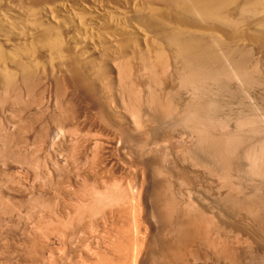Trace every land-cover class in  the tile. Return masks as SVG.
I'll return each mask as SVG.
<instances>
[{
  "label": "bare ground",
  "instance_id": "1",
  "mask_svg": "<svg viewBox=\"0 0 264 264\" xmlns=\"http://www.w3.org/2000/svg\"><path fill=\"white\" fill-rule=\"evenodd\" d=\"M255 51L262 53V55H260V53L255 54ZM263 53H264V0H0V101L2 103L3 102L7 103L9 100L12 99V101H13V99H14V101H17L19 103V105L21 104V107H23V108L26 106L29 107L32 103H34V104L39 103L38 100H41L42 97L45 98L44 97L45 92L46 93L49 92V94L52 92V93H54L53 99H55L56 102H53V100H51V101H52V103L57 104L60 109L56 105V111H57V108L59 110L58 113L52 114V116L54 115L53 118H51L52 116H48V117H50V119H53V121L55 123H57V125H60V123H61V125H60L61 127H58L56 125L58 127V128H56V126H54L58 133H60L58 130H60V128H63L62 124H63V126L65 124L69 125L68 121L65 123L66 120H70V122L71 123L73 122L75 125L81 119H82L81 120L82 122H85L87 120V119L84 120L85 118H87L86 115H89V114H87V110L91 111L90 110V108H91V109H93V111L95 110L94 114H96V112L98 113L97 115H99V117H100L99 124L102 123L104 125H109L111 130H114L115 128L117 130H119L120 133L115 129L117 134L121 136L120 139L118 137L113 136L115 138H118V140H116V144L118 142H120L122 139V141H124L123 145H124V143H127V144H125V146L131 145V147H130L131 149H132V146H134L136 148V150H140L142 152H143L144 148L145 149L147 148L146 146H148L149 142H151L153 140V142H151V143H154V141L156 140V137H159V138L161 137V136H158L159 134L160 135L162 134V136H163L164 135L163 133L167 132L165 130L163 132V129L166 128L165 127L166 123L170 122L168 124V126L170 127L171 126L170 124H173L174 122L178 123V126L179 125L182 126V124H181V122H182L183 125L186 126V128H184L182 126V128L185 129L184 133H186L187 128L190 129V130L188 129V131H190V134L187 131L189 135H185L186 137L189 136L190 139L187 137V141L183 143V146L179 145L180 149L182 147L181 152L178 151L179 148L174 149L177 147V145L173 146L171 140H169L170 142L168 140H166V142H164V139H161L163 137L160 138L161 141L163 140L162 141L163 142L162 148L169 147L168 143H170L171 146L174 147V148L172 147V149H174L175 151L177 150L179 153H182V154H180L181 156H179L180 159H176V160L173 159V161L170 158L168 159L169 154L171 152H168L166 149H164V153H162L163 152V149H162V151H161L162 157L159 156L160 153H158L159 155L155 154V152H153V150H156L155 148H158V147L161 148V146L157 142V141H159V138L154 143V145H156V146H157L156 143H158V147H156V146L154 147V145L152 144L154 149L152 147V149H153V150L151 149L152 151L149 150L150 152L148 154H147V151H146V153L143 152V154L148 156V155H150V153H154L153 155H156L155 159L158 160V157H157V155H158L159 157L162 158V159L161 158H159V159H161L160 161L163 163H161L160 161L158 162L157 160L155 161V159H145L146 156L143 159L140 157L139 158L137 157L138 159L136 158L134 161V159L129 157L131 155L127 156V152H125L126 160L132 159L131 161H133V163L134 162L138 163V165L137 164L135 165V163H134L135 168L137 166L140 167V169H138V170H140V172L139 171L137 172V170L133 166H131L134 168L133 171L136 170L135 175L139 174V175H137L138 177H136L134 175H129V176H132V177H130V179H132L133 176L135 177V181H133L134 178L132 179V181L129 179L130 182L136 183V185L134 184V186L132 187V190H134V193H132L133 191L131 190V187L126 188L127 183H128V185L130 183V182H128L129 181L128 179H127L128 181H126V185L122 184V182L121 183L118 182V183H120L119 184L120 186L119 185L117 186L118 183L116 181H114V182L111 181L114 183L113 185H115V182H116L117 188H116V186H115V188L113 187L114 192H113V188H109L108 185H110V184L112 185V183L108 180L109 182L107 181L104 184L105 186L106 185L108 186V188L106 187V190H105L103 185H102L103 187H101V188H99V187L96 188V190L100 189L98 192H96V190L93 189V191L96 192V195L95 194L91 195L92 200L89 199V197H90L89 194H91V192H93V191L90 192V190H92V189L89 188V190H88L85 187L89 192V194L87 195V191H85L86 189L83 190V186L86 183L82 186L80 197H84V194H86L88 201H89V204L88 203L85 204V202H87V201H85V202H83V205L85 204L84 206L86 207L87 205L90 206V203H91V206H92L91 201H93V202L96 201L95 203L96 204L98 203V205H99L98 206L99 208H97L95 203H93V206H92L93 208H91V206H90L92 211H95L97 208L94 216H93L94 212H91L90 208L87 207L90 211L87 212L86 215H88L89 213L90 214L92 213V215H91L92 218L93 217L97 218V216L100 215V218H104V221L107 220V218L109 221L111 219L113 220V221L111 220V222H112V224H110L111 226L109 225L110 230L107 229V232L109 233L110 239H107L109 241L106 240L104 242V243L107 242L105 244V246L107 244H109V245L107 246L106 249L103 248V246H101V245L100 246L102 248H100V249H98V247H96V246H95L96 248L92 247V248H94L92 250H96V249H98V250H96L92 253L93 255L94 254L96 255V258H95L96 260L94 259L95 260L94 261L91 259L92 260V263L90 260L91 264H264V194H263L264 192H262L263 195H259V196L257 195L256 197L251 196V195L250 196L248 195V197H247V192H245L246 196L243 197L241 195L242 196L241 197L239 194H242L243 192L241 193V191L239 189L242 188L241 187L242 185L238 188V186H237L238 184H237L236 185L237 187H234L233 193L228 194L227 195L228 197L225 196V199H227V201H225V202L227 204L226 206H227L228 210L223 211L224 209L222 208L223 207L222 203H224V202L222 200H221L222 202L219 201V198L221 197V195L219 196V193H218V191H219L218 188H220L219 179L223 178L224 171H227L228 175L230 173L232 175V173H234V172H235L234 174H236V170L239 169V166L237 164V158H239V155L241 153L238 154L239 151L236 153L237 150L235 151L234 148L238 147V144H237V143H239L238 141L242 142V140H245V139H242V140L234 139V140H237V143H234V142H232V141H234L232 139L235 138V136H232L233 138L228 137L227 139L224 136H221L219 133H217V129L219 127V122L214 118V116L215 117L217 116V115H215L216 110L222 109L221 107L223 105H225L222 102H220L219 99H218L219 101L218 100H216L217 102L215 101V99L219 98L218 96H220L218 94L215 95L216 92H219V94H220L221 93L220 91L222 90V92H223V90H224V93L227 92L228 95L232 94L230 91L231 89L228 90L229 86L227 85L228 87H225L226 82L229 81L228 78L231 77L230 75H233L234 78L236 77L235 79H237V77L241 78L242 82H244V83L246 82L247 84L246 83L245 84L248 85L249 88H250V86H255V85L261 83L262 80H263L262 82H264V76H263L264 74H262V69H264V68H262V66L259 65L260 62H261V64H264V62L262 63V61H259L260 59L259 60L256 59L258 57V55L260 56L258 58H261V56L263 57ZM255 55H257V57H255ZM263 59H261V60H263ZM228 75H229V77H226L228 80L226 82L222 81V80H224V76H228ZM241 79H239L240 81L239 80L238 81L241 82ZM228 83H230V82H228ZM245 84H243V85H245ZM262 84L263 83H261V85ZM259 85L257 86V88L259 87ZM211 87H212L211 93H213V91H216L215 93L212 94L213 98L210 95L211 93H209V94L207 93V92L211 91V90H208ZM262 87H263V85H262ZM180 88L191 90L192 93L195 95V97L190 98V100L187 101L185 104H181L180 101L178 100L179 99L178 98V95H179L178 92H179ZM214 88H215V90H213ZM225 88L228 91H230V93ZM252 89H253V87H252ZM252 89H250V90H252ZM52 93L50 95H52ZM209 95L211 98L209 97ZM214 97H215V99H214ZM220 97L224 99V96L223 97L220 96ZM49 98H51V97H49ZM219 102L221 104H223L221 107H218ZM12 103H11V106H13ZM18 103H16V104H18ZM34 106H36V105H34ZM47 106H45V109ZM28 107H26V108H28ZM24 109H22V110L24 111ZM211 109H214V113H210ZM48 110L50 111V109H48ZM17 112L21 113L22 111L19 110ZM52 113H53V111H52ZM85 113H86V115H85ZM46 114H47V112H46ZM212 114H214V115H212ZM50 115H51V113H50ZM210 115H212V117ZM13 116L14 115H12L11 117H13ZM96 117H98V116H96ZM29 119H30L29 117L26 120L23 118V121L24 120L25 121H24V124L21 123L22 128L18 127V128H21V130H19V131H22V133H23V131L30 129L29 127L31 125H33L32 121H29ZM42 119L38 118V120H41L44 123L47 122L48 126H49V122H50L49 120L50 119L49 118H48L49 120L48 119L42 120ZM165 119H168V120L170 119V120H169V122L165 121L166 122L165 123V122H163ZM173 119L175 120L174 122H173ZM12 120H13V118H12ZM35 120H36V118H35ZM92 120H93V118H92ZM17 121H19V120H17ZM88 121H91V119H89ZM54 122H50V123L55 124ZM91 122H93V121H91ZM8 123L11 124L12 122L11 123L8 122ZM176 123H174V124L176 125ZM18 124H20V123H18ZM46 124H44V125H46ZM74 124L73 125L71 124V125L76 128L77 125L75 126ZM175 125H173L174 127H176L175 131L171 130L172 128H174L172 126H171L172 128L170 127L171 131L168 128V131L172 132L171 134L174 133L173 135L170 134L172 136V138L175 135V133H178V132H176L177 126H175ZM43 127L44 126H42V128ZM162 127H164V128H162ZM45 129L46 128L44 127L45 132L43 131L42 132L43 134L41 133L42 134L41 137L43 140L39 139L40 137H38L39 140H42V141H39V142H41L40 144H44L45 142L48 143L46 140H48V139L50 140V137L55 132L54 131L52 134L51 129H49L51 132L48 129H47L48 131H46ZM161 129H162V131H161ZM180 129H178V130L181 131V134H182L183 133L182 129L181 130ZM12 130H13V127H12ZM61 130H63V129H61ZM67 130H69V129H67ZM41 131H42V129H41ZM66 131H65V133L67 134L68 131L67 132ZM84 131H85V129H84ZM160 131L162 133H160ZM57 132H56L57 137H55L56 140L58 139V133ZM79 132H76V134H78ZM170 132H168L167 134H169ZM2 133H4V131ZM7 133H9V131H7ZM11 133H9V135L6 134V136L8 135L7 138L11 137V139H12L13 134L11 135ZM19 133L20 132H18V135H21ZM24 133H26V132H24ZM31 133H32V131H31ZM62 133L63 132H61V134ZM98 133H96V134H98ZM181 134L179 135L180 137L183 135V134L182 135ZM37 135H35V136H37ZM166 135H164V136H166ZM170 135L166 136V139L170 138L169 137ZM16 136L17 135H15L13 137L15 138ZM54 136H55V134H54ZM185 136H182V138H184ZM20 137H22V136H20ZM84 137L85 136H83V138ZM102 137H103V135L101 136V138ZM14 138L12 139L13 141H14ZM104 138L106 139V137H104ZM115 138L114 139L111 138V139L115 140ZM230 138H232V139H230ZM4 139H6V137H4ZM64 139L66 140V138H64ZM68 139H70V138H68ZM2 140H0V141H2ZM7 140H3L2 142H5V141L7 142ZM12 140L11 141L8 140V141L10 143L12 142L14 145V143L16 141L13 142ZM17 140H19V138ZM72 140H73V138L71 139L70 143L72 142ZM175 140H181L183 142V139L175 138ZM57 141H59V140H57ZM102 141H104V140H102ZM161 141H160V144H162ZM172 141H174V140L172 139ZM24 142H25V140H24ZM174 142L176 143V141H174ZM230 142L234 143V145L236 144L237 146L231 147V146H233V144H231ZM248 142H249V139H247V143L245 140V143L247 144L246 147L250 143V142L249 143ZM10 143H8V144H10ZM25 143H27V142H25ZM32 143H33V140H32ZM51 143H52V141L50 140V144ZM70 143H68V145ZM74 143H76V142L74 141ZM120 143H118V145H119V147L122 148L123 145L121 144L122 145L121 146ZM164 143H167L168 146L166 145V147H164ZM179 143L181 144L180 141H179ZM242 143H244V141ZM242 143L240 144V146H242ZM4 144H6V143H4ZM52 144L50 146H53L52 148H54V145H52ZM55 144L57 145V143H55ZM61 144H63V143H61ZM61 144H59V146ZM113 144H115V141L111 145L113 146ZM230 144H231V146H230ZM47 145H49V143L46 144L45 146H47ZM102 145L103 144H101V146ZM111 145H109V146L111 147ZM250 145L252 147V144H250ZM250 145H249V147H250ZM4 146L7 147V145H4ZM4 146H3V150L7 149ZM10 146H11V144L9 145V147ZM101 146H100V148H101ZM127 146L123 147L124 148L123 151H129V150H127L128 149ZM171 146H170V148H171ZM41 147H42V145H41ZM119 147H116V148L119 149ZM251 147H250V149H257V148H255L256 146H254V144H253V148H251ZM47 148H49V147H46V149ZM94 148L95 147H93V149ZM125 148H127V149L125 150ZM135 148L133 150H131V149L130 150L132 152L135 151L136 153H138L139 151L137 152L135 150ZM149 148H151V146H149ZM149 148H147V150ZM170 148L168 150H170ZM238 148H235V149H238ZM18 149L19 148H17V150ZM24 149H26V147ZM97 149H98V147H97ZM110 149H112V148H110ZM239 149H242V148H239ZM243 149H244V151L247 150V148H245V144H244ZM15 150H16V148H15ZM40 150H42V149H40ZM73 150H75V149H73ZM11 151H12V149H11ZM30 151H32V150H30ZM55 151H57V150H55ZM76 151H77V149H76ZM120 151H119V153L122 152V151L121 152ZM177 151H176V153H177ZM263 151H262V153H263ZM0 152H2V151H0ZM44 152L46 155V151H44ZM95 152H97V151H94V153ZM129 152H128V154H129ZM142 152H140L138 154L141 156ZM172 152H173V150H172ZM13 153L14 152H12V154ZM50 153H51V151L49 152V154ZM52 153H54V152L52 151ZM64 153H62V154H64ZM69 153H71V152H69ZM92 153H93V151H92ZM111 153H113V152H111ZM136 153H135V155L138 156ZM260 153H261V151H260ZM262 153H261V155H262ZM6 154L9 155V152H6L5 155H3V156H5L4 158H7ZM47 154H48V152H47ZM58 154H59V152H58ZM72 154L73 153H71V155ZM97 154H98V152H97ZM11 155L9 157H11ZM151 155H150V157H154L153 155L152 156ZM263 155H264V153H263ZM17 156L19 157L20 155L17 154ZM35 156H36V154H35ZM122 156H124V155H122ZM25 157H23V159ZM55 157H56V155H55ZM127 157H129V159ZM133 157H134V155H133ZM150 157L148 156V158H150ZM31 158H33V157H31ZM46 158L47 157H45V159ZM103 158L104 157H101L100 155L99 156L97 155L96 158L94 157V159H97L98 162H101L100 163L101 165H102V162L104 163V161H101V160H103ZM177 158H178V156H177ZM38 159H37V161H38ZM90 159H91V157H90ZM167 159L172 161V162H170V164L168 163L169 165L166 164L167 162L165 160H167ZM6 160L4 159L1 161H5L4 163L6 165V162H7ZM54 160H56V159H54ZM66 160H65V162H66ZM88 160H87V162H89ZM108 160H107V163H108ZM18 161H20V160H18ZM41 161H42V159H41ZM83 161H84V159H83ZM93 161H96V160H93ZM109 161L110 162L112 161L111 166H108L110 169V168H112V165H113L112 163L114 160H109ZM131 161H128V162H131ZM21 162H23V161H21ZM57 162H58V160H57ZM57 162H55V163H57ZM128 162L126 161V163H128ZM14 163L17 164V162H14ZM75 163H76V161H75ZM93 163L94 162H92V164L91 163L90 164L93 166L94 165ZM95 163H97V162H95ZM118 163L120 164L119 161H118ZM118 163H116V164H118ZM126 163H125V165L130 164V163L129 164H126ZM65 164L67 165V163H65ZM97 164H98L97 166L96 165H94V166H96L95 167L96 169L97 168L99 169L100 168L99 163H97ZM116 164H115V166H116ZM58 165H60V164H57L56 166L58 167ZM70 165H71V163H70ZM104 165H105V163H104ZM104 165H102V167ZM121 165L123 166L122 163H121ZM125 165L123 167L130 168V170L133 169L130 166H125ZM26 166H28V165H26ZM82 166H85V165L83 164ZM122 166H119V167H122ZM102 167H101V169H102ZM108 167L106 166L105 168L108 169ZM66 168H68V167H66ZM105 168H103V169H105ZM113 168H115V167L113 166ZM113 168H112V170H114ZM118 168H116V169H118ZM70 169L71 168H69L68 171H70ZM84 169H85L84 171H86V168H84ZM103 169H102V171H103ZM107 169L105 170V172L109 173V171H111V170L108 169V171H107ZM116 169L114 170V172L115 171L117 172ZM47 170H48V168L46 169V171ZM51 170H52V168H51ZM90 171H92V170L90 169ZM119 171H122V170H119ZM40 172H42V171H40ZM48 172H49V170H48ZM48 172H47V174H48ZM59 172H60V169H59ZM135 172H132V173L134 174ZM58 174L59 173H57V175ZM62 174H64V173H62ZM74 174L76 175V173H74ZM128 174H129V171H128L127 175ZM130 174H131V172H130ZM51 175H53V174H51ZM112 175H114V173L111 174L110 179H112V178L114 179L115 176L112 177ZM117 175H118V172H117ZM204 175L205 176L209 175L210 177L213 178V182L209 181L210 183L212 182L214 184L213 185L211 183V185H213V188L216 187V189H217V191H216V189H214L215 191L213 190V192H216L215 193L216 195L214 194L213 196H215V197L219 196V198L213 197V198H215L213 200L211 198L212 195H211V197L208 196V194L210 195L211 193L205 192L207 194V196L209 197V199L213 200V201L212 200L209 201V204H210V202H213L212 205L210 204L212 207H210L209 204L207 205V202H208V201L206 202L207 196H205V194L203 193L204 189H206L205 187L210 185V184H207V185L204 184V185H206L205 187H204V185L201 184L203 186V189H202L203 194L200 195V193H199L200 190L198 189L199 194L198 193L197 194L200 195L198 201L195 200L196 198L194 199L195 201L193 199H189L190 197L193 198V196H190V194L192 193L191 186L193 185V182H195V185H196L197 184L196 182L200 181L196 178H198V177L201 178ZM238 175H239V172H238ZM12 176H13V174H12ZM37 176H38V174H37ZM41 176H42V174H41ZM124 176H125V174H124ZM209 176H208V178H209ZM155 177H157V180L155 179L156 181H154ZM159 177H160V179H159ZM162 177H163V179L161 180ZM237 177H239V176H237ZM62 178H60V179H62ZM208 178L206 177V179H208ZM37 179H39V178H37ZM41 179H42V177H41ZM41 179L39 182H41ZM9 180L11 182V178H9ZM114 180H116V179H114ZM196 180H198V181H196ZM210 180H211V178H210ZM12 181H14V180H12ZM82 181H84V179H82ZM174 181H175V184H178L180 186L183 185L185 187H188L192 183V185L190 186L191 189L187 188L189 191V198L187 197L188 193L181 192V194L183 193L184 195H186L185 199L187 201L180 202L181 200H185V199L184 198L183 199L180 198V200L178 199L179 197H182L183 195H181V194L178 195L179 194L178 191L180 192L181 190L176 191L177 187H176V185H174V183H173ZM204 181L205 180H203V182ZM56 182L59 183V181H56ZM50 183H52V179H51V181H49V185L51 186ZM58 183L57 184L54 183V184H56V186H58L57 188L60 187V185H59L60 183L59 184ZM87 183H89V182H87ZM102 183H104V182H102ZM200 183L201 182L198 183L199 186H201ZM205 183H207V182H205ZM18 184H19V181H18ZM43 184H44V182H43ZM92 184L94 185V183H92ZM130 184L132 186V183H130ZM53 185L51 186L52 188L50 187L51 188L50 191H52V190L54 191ZM87 185L88 184H86V186ZM121 185H123V186L121 187ZM124 185H125V187H124ZM198 185H197V188H198ZM46 186H47V184H46ZM97 186H99V185H97ZM174 186L176 188L175 190H174ZM1 187H2V185H1ZM24 187H25V185H24ZM90 187H94V186H90ZM119 187H121V188H119ZM210 187L212 188V186H210ZM46 188H44V189H46ZM54 188H55V186H54ZM57 188H55V189H57ZM70 188H72V187H70ZM78 188L81 189L80 187H78ZM102 188H104V191L101 190ZM179 188L183 189V188L178 186V189ZM199 188L201 189L202 187H199ZM208 188H209V186H208ZM74 189H73V192L76 191V189L75 190ZM79 189H78V191H76L77 198H80V197H78L79 193H77V192H80ZM107 189L108 190L110 189V190L108 191ZM194 189H196V187H194L193 190ZM21 190H23V189L21 188ZM128 190H131L132 196H130L131 194H130V191H128ZM185 190L186 189H184V191ZM190 190H191V193H190ZM241 190H243V188ZM25 191H26V188H25ZM56 191L59 192L60 190L57 189V190H55V192ZM82 191H84V192L82 193ZM100 191H102V192H100ZM188 191H185V192H188ZM196 191H197V189H196ZM196 191L194 190V193ZM210 191L212 192L211 189H209V192ZM38 192H39V190H38ZM61 192H62V190L60 191V193H58V195L56 193L55 198L57 200L58 199L60 200V198L62 199V197H64V196H62V197L60 196V194L62 195ZM95 192H93V193H95ZM127 192H129V194H130L129 197H131L133 199V201L131 198L128 199L134 203V204L132 203V205H133L132 208H130L132 205H128V208H130L132 210V212L128 208H127L128 209L127 210L126 209L127 206L123 204V202H126L128 200L120 201L121 198L122 199L127 198V197L123 198L124 196L127 195ZM9 193H11V192H9ZM48 194L46 192V196ZM53 194L54 193L52 192V196H53ZM74 194H75V192H74ZM74 194L72 195V197L74 196ZM197 194H195V196ZM35 195H36V193H35ZM67 195L68 194H65L66 197H68ZM94 195L96 196V198L93 197ZM177 195H178V198H177ZM198 195L196 197H198ZM254 195H256V194H254ZM46 196H44V197H45V199H47V202H46V200L42 199V200H44V202L47 203V204L44 203V205L51 206L52 205L51 199H55V198H51L50 200H48L50 198V194H49V196H47L49 198H46ZM59 196H60V198H59ZM69 196H70V194H69ZM41 197H43V196H41ZM66 197H64L65 201H67ZM30 198H31V194H30ZM39 198H40V196H39ZM74 198H76V197H73V199ZM77 198H76V200H77ZM87 198L84 197L85 200ZM93 198L95 200H93ZM7 199H8V197H7ZM64 199H62L63 202H64ZM220 199H222V197ZM57 200H55V201L53 200V205L51 208L48 206L51 209V211L49 212L50 215H48L49 216L48 218H52V219H50V221H48L49 219L47 220L48 222H50V224L46 223L48 226L46 224L45 225L47 227H49V225L55 224V226H57V227L53 226V227H55L53 229L51 226L49 229L52 228L53 231L56 232V234L58 233L57 235L59 236L60 231H61L60 227L64 226V228H65V224H67L66 222L69 221V219H70L69 222L73 221V223H74V218L76 216H74L73 214L74 213L76 214L78 209L80 211V212L78 211L79 212L78 216H79V214H83L84 213L83 210L85 207L83 206L84 208H81L82 204L81 205L78 204L80 201H82V199H80V200L78 199L79 202H76V200H71V201L68 200L69 204L71 206L70 207L71 211L69 210V212H68L67 209H65L67 207H65V208L63 207L62 209L63 210L65 209L68 213L67 214L65 213L66 215H64L65 211H63V216H60L59 213L62 212V210L60 211L59 208H61V206L63 205V202H60L61 200L57 202ZM35 201H36V199H35ZM38 201L39 200L37 199V202ZM119 201H120V203H122L124 205L125 208L123 206L122 207L119 206ZM4 202H5V199H4ZM30 202H31V200H30ZM55 202H56V204H55ZM33 203H35V202H33ZM58 203H62V205L58 208L59 213L57 214V212H56L57 207L56 206L60 205ZM126 203L128 204L129 201ZM20 204H22V203H20ZM20 204H19V206H20ZM122 204H120V205H122ZM10 205H5V206L8 209V206H10ZM64 205H65V202H64ZM13 206H15V205H13ZM13 206H12V208H13ZM26 206H27V204H25V207ZM47 206L45 207L46 211L49 210V208ZM53 206H55V208H53ZM65 206H69V205L67 204ZM94 206L96 207L95 209H94ZM23 207H24V205H23ZM41 207H42V204H41ZM12 208H9V211L4 210V208H3L2 211L4 210L3 212L7 213V212H10V209H11V212H12L14 210V209L12 210ZM80 208L83 209L82 212H81ZM87 208H85V209H87ZM211 208H213V210H211ZM30 209H28V211ZM54 210H56V211H54ZM209 210H211V211H209ZM28 211H27V213H28ZM33 212H34V210H33ZM72 212H74V213L72 214ZM129 212H131V214ZM241 212H244L246 220L245 219L242 220L244 217L243 215L241 217L242 219H238V217L241 216V214H242ZM4 213H2V214H4ZM27 213H26V215H27ZM132 213H133V217L129 216V214L132 215ZM17 214H19V213H17ZM21 214H20V216H21ZM51 214H52V216H51ZM71 214L73 215V217ZM30 215H31V213H30ZM41 215L43 216V214H41ZM10 216H11V214H10ZM16 216H18V215H16ZM28 216H29V214H28ZM37 216L39 217V215H37ZM116 216H118V217L122 216L121 218L123 220L124 219L125 220L124 221L119 220L121 222H119L120 224L117 225L118 221L114 220V218ZM23 217H24V214H23ZM130 217H132V218H130ZM43 218L45 219L44 216H43ZM71 218H73L72 221H71ZM78 218H80V217H78ZM78 218H77V221H78ZM87 218L89 219V215H88V217L86 216V219ZM12 219H10V220H12ZM97 219H99V218H97ZM231 219H232V224H228L227 220L230 221ZM18 220H20V219H18ZM100 220L101 219H99V221ZM2 221H4V220H2ZM79 221H81V220H79ZM84 221H85V219H84ZM104 221L102 219L103 223H104ZM115 221H117V222L115 223ZM6 222H7V220H6ZM61 222L62 223L65 222V224H62ZM98 222L96 221L95 225L98 224ZM15 223H16V221H15ZM56 223H58V225H56ZM73 223H72V225H73ZM108 223L109 222H107L106 225ZM229 223H231V222H229ZM19 224H21V223L19 222ZM40 224H41V222H40ZM59 224L61 226H59ZM68 224L70 225V223H68ZM74 224H76V223H74ZM5 225H4V227H5ZM33 225L35 226V224H33ZM41 225L43 226L44 224H41ZM13 226H14V224H13ZM46 226H44V227H46ZM94 226H93V228H94ZM86 227H88V226H86ZM8 228L10 229L9 226H8ZM37 228L39 229V226H37ZM73 228H71V229L73 230ZM61 229L63 230L62 227H61ZM66 229L67 228H65L64 230H66ZM77 229H78V226H77ZM3 231H4V229H3ZM51 231L52 230H48V232H51ZM53 231L51 232L52 234H53ZM103 231H105V230H103ZM24 232L26 233L25 230H24ZM37 232H38V230H37ZM41 232H44V231L41 230ZM61 232H62V234L63 233L65 234L64 231H61ZM68 232H69V230H68ZM91 232H89V233H91ZM29 233H31V232H29ZM46 233H47V231H46ZM98 233H99V231L96 232L97 236H99ZM0 234H2V233H0ZM9 234H10V232H9ZM49 234L50 233H48L47 236ZM64 234H63V236H65ZM76 234H78V232ZM32 235H33V233H32ZM38 235H39V233H38ZM57 235H56V237H57ZM67 235H70V234H67ZM72 235H73V233H72ZM72 235H70V237ZM100 235H101V233H100ZM44 236H42V237H44ZM63 236H61V234H60L61 240H63V238H64ZM73 236H76V235H73ZM93 236H96V235L93 234ZM24 237H25V235H24ZM30 237H31V235H30ZM34 237H36V236H34ZM52 237L53 236H51V238ZM104 237L107 238L108 236L106 237L104 235ZM48 238H49V236H48ZM57 238H56V240H59V237H57ZM66 238H68V237L66 236ZM72 239H73V237H72ZM72 239H71V242H72ZM96 239H99V238H96ZM49 240H51V239L49 238ZM49 240L48 241L46 240V241L49 242ZM54 241L52 242V244L56 245L54 243ZM1 242H3V241H1ZM22 242H24V241H22ZM42 242H44V240ZM55 242H57V241H55ZM5 243H8V242H5ZM49 243H51V242H49ZM59 243H57V244H59ZM45 244H47V243H45ZM45 244H43V245H45ZM59 245H61V243ZM18 246H19V244H18ZM47 246L49 247V244H47ZM20 247H23V246H20ZM31 247L33 250V246H31ZM31 247L29 246L30 249H31ZM48 247L45 248V246H43V248H45L44 250L47 251V254L49 251V250H47ZM67 247H68V245H67ZM239 247H242L243 249L242 248L240 249ZM1 248H2V246H1ZM43 248H41V249H43ZM65 248H63V249H65ZM11 249H9V250H11ZM48 249H51V248H48ZM53 249H51L50 252L54 251ZM86 249H87V247H86ZM101 249H104V250H101ZM34 250H37V249H34ZM3 251H4V249H3ZM63 251L60 252V250H59L60 254H62ZM88 251H90V250H88ZM32 252H34V251H32ZM32 252H31V254H32ZM35 252H34V254H35ZM40 252H41V250H40ZM50 252L48 254L49 260L52 259L51 258L52 255H50ZM13 254H14V252H13ZM65 255H67V253H65ZM65 255H64V257H65ZM24 256H26V255H24ZM53 256H54V254H53ZM62 256H61V258H62ZM12 257H13V255H12ZM32 257H34V256H32ZM59 257H60V255H59ZM88 257H89V255H88ZM14 258H15V256H14ZM57 258H58V256H57ZM70 258H72V257H70ZM18 259H19V257H18ZM18 259H17V261H18ZM63 259L64 258H62L61 260H63ZM69 259H67V260H69ZM52 260H55V259H52ZM107 260H108V262H107ZM13 261H15V260H13ZM85 262H89V261L87 260ZM18 263H16V264H18ZM50 263H51V261H50ZM61 263H62V261H61ZM66 263H68V262H66ZM70 263H71V261H70ZM0 264H2V262ZM53 264H54V261H53ZM72 264H73V262H72ZM80 264H82V263H80Z\"/></svg>",
  "mask_w": 264,
  "mask_h": 264
},
{
  "label": "rangeland",
  "instance_id": "2",
  "mask_svg": "<svg viewBox=\"0 0 264 264\" xmlns=\"http://www.w3.org/2000/svg\"><path fill=\"white\" fill-rule=\"evenodd\" d=\"M260 52H257V51H255V54H259ZM260 55H262V53H260ZM255 57H257V55H255ZM258 57H260L259 55H258ZM256 58L257 60H259V61H262V63L264 62L263 60V58H264V53H263V57L261 56V58ZM261 59H263V60H261ZM259 65H261L262 66V68H264L263 66H264V64H261V62H260V64ZM260 66V67H261ZM262 74H264V69H262ZM231 77H229V75L228 76H224V80H222V81H224V82H226L228 79H229V81H227L226 82V84H225V87H228V90L229 89H231L230 91H231V93L232 94H229L228 95V93L227 92H225L224 93V90H223V92H222V90L220 91L221 93L219 94V92H216V91H213V93H215L216 92V94L215 95H220V96H224V99L223 98H221L220 96H218L219 98H216L215 99V97H214V99H215V101L216 100H220V102H222L223 104H225V105H223V104H221L220 102L218 103V107H221L222 105V109H217L216 110V112H215V115H217L216 117L214 116V118L219 122V127H218V129H217V133H219L221 136H224L226 139L228 138V137H232V136H235V138H230V139H232V140H234V139H237V140H242V139H245L246 140V143H247V139H249V144H248V146L246 147V143H245V140H242V142L244 141V143H242L241 141H238L239 143H237V140H234V141H232V142H234V143H237L238 144V147L239 148H242V149H239L238 147H235V146H237L236 144L234 145V143H232V142H230L231 144H233V146H231V144H230V146L231 147H235V148H238V149H235L234 148V150L236 151V153L238 152V154H240L239 155V158H237V164H238V166H239V169L238 170H236V174H234V173H232V175H231V173L228 175L227 173V171H224V176H223V178H220L219 179V181H220V188H218V193H219V196L221 195V197H222V199H220L219 198V196H213L216 192H213V190L214 189H216V187L215 188H213V178L212 177H210L209 175H207V176H202L201 178H196V179H198V180H200L199 182H201L200 183V185L202 184V185H204V184H210V185H208L209 186V188H208V186H206V185H204V187L206 188V189H204V192H203V186L201 185V186H199L198 185V183L199 182H196L197 184L195 185V182H193V185H192V183H191V185H189L188 187H185V186H180V185H178V184H175V181L173 182L174 183V185H176V187H177V189L175 188V186H174V190L176 189V191H178V190H181L180 192L178 191V195H180L181 194V192H183V193H188V195H187V197L189 198V191H188V189L190 188V186H191V188H192V193H191V190H190V196H193V198L192 197H190L189 199H195L196 201H198L199 200V196L200 195H202L203 193L205 194V196H207V194L205 193V192H207V193H211L210 195L208 194V196H210L211 197V195H212V199L214 200L215 198H219V201L220 202H224V203H222L223 205V211H227L228 209H227V204H226V202L225 201H227V199H225V196H227L228 194H232L233 193V191H234V187H237L238 186V188L241 186L242 188H243V190H241L242 188H240L239 190L241 191V193L242 194H239L240 196L242 195L243 197L244 196H246V193L245 192H247V197H248V195L250 196H259V195H263L262 194V192H264V155H263V153H264V82H262L261 81V83H263L262 85H263V87H262V85H261V83H259V84H257V85H255V86H250V88L248 87V85H246L244 82H242V79L241 78H238L237 77V79H235L234 77H233V75H230ZM264 76V75H263ZM226 77H229L228 79L226 78ZM232 78V79H231ZM239 79H241V82H239L240 80ZM237 80V81H236ZM239 80V81H238ZM223 82V83H224ZM228 82H230V83H228ZM174 84V83H173ZM231 86H230V85ZM243 84H245V85H243ZM228 85V86H227ZM259 85V87L257 88V86ZM175 86V85H174ZM247 87V88H246ZM252 87H253V89H252ZM257 88V89H256ZM212 89V87L210 88V89H208V90H211ZM226 89V88H225ZM250 89H252V90H250ZM213 90H215V88L213 89ZM227 90V89H226ZM227 90V91H228ZM233 90V91H232ZM230 91H228L229 93H230ZM212 92V90L211 91H209V92H207L208 94L209 93H211ZM52 93V92H51ZM50 93V94H51ZM213 93H211L210 95H211V97L213 96L212 94ZM234 93V94H233ZM49 94V92L48 93H46L45 92V94H44V97L45 98H41V100H38L39 101V103H32L29 107L28 106H26V107H28V108H26V107H21V104L19 105V103L17 102V101H14V99H13V101H12V99L11 100H9L7 103H2L1 101H0V140H12L14 137L13 136H15V135H17L15 138H14V141L13 142H15L14 143V145H13V143L11 142H9L8 140H7V142L5 141V142H2V141H0V151H4L5 153L6 152H9V155H7V158H4L5 156H3V155H5V153L3 152H0V233H2V234H0V263L2 262V264H16V263H18V264H53V261H54V264H60L61 263V261H62V263L61 264H65L66 262H68V263H66V264H72V262H73V264H80V263H84V264H91L92 263V260H94L95 258H96V255L94 256L92 253L94 252V251H96V250H98V249H100V248H102L101 246H103V248H107V246L109 245V244H107L106 246H105V244L107 243H104L107 239H110L109 238V233L107 232V229H109L110 230V224H112V222H111V220L109 221L108 220V218H107V220H105L104 221V218H100V215L99 216H97V218H99V219H101L100 221H99V219H97V218H95V217H91V215H92V213L90 214H88L89 215V219L87 218L86 219V216L88 217V215H86V213L87 212H89L90 210H91V212H94L93 213V216H94V214H95V211L97 210V208H99L98 206V203L96 204L95 202L96 201H91L92 199V197H91V195H93V194H95L96 195V192H98L100 189H98V190H96V188H101V187H103L104 186V188H105V190H106V187L108 188V186H109V188H115V186H116V182L118 183V182H122V184H125L126 185V181H128L129 179H130V177H132V176H129V175H134V176H136V177H138L137 175H139V174H137V175H135L136 174V170H137V172L139 171L140 172V170H138V169H140V167L139 166H137L136 168H135V165L137 164L138 165V163L137 162H134L135 163V165H134V163H133V161H131L132 159H134V161H135V159L138 157H140V158H145V156H146V158L145 159H155V156L156 155H153L154 153H150V155L152 154L154 157H150V155H148L150 158H148V156L147 155H145V154H143V152H145L146 153V151H147V154L150 152L149 150H151L152 149V147H153V145H154V143L156 142V140H158V138L159 137H156V140L154 141V143H151V142H153V140L151 141V142H149V144H148V146H146L147 148H149V146H151V148H149L148 150H147V148L145 149H143V152L142 151H140V150H136V148L134 147V146H132V149L130 148L131 147V145L128 147L127 145V148H125V150L127 149V150H129V151H123L124 150V148L123 147H126L125 146V144H127V143H124V145H123V142L124 141H122V139H121V143L120 142H118V143H120V145L122 146V148L121 147H119V145H118V143L116 144V140H118V138L120 139V135H118L117 134V132L115 131V129L114 130H111L110 129V126L109 125H104V124H102L101 122V124H99V120H100V117H99V115H97L98 113L96 112V114H94V112H95V110L93 111V109H91L90 108V110L91 111H89V110H87V114H89V115H86V113H85V115H86V117L87 118H85L84 120H86L85 122H82L81 120L80 121H78V123H76V125L72 122H70V120H66L65 121V123L68 121V124L69 125H67V124H65L64 126H63V124H62V127L63 128H60V130H58L60 133H58L57 131H56V128H58V127H61L60 125H61V123H60V125H57V123H55L54 121H53V119H50V117H48V116H52V114H54V113H58V108H59V106L57 105V104H55V103H52V101L51 100H53V102H56V100L55 99H53V96H54V93H52V95H48ZM178 100L180 101V103L181 104H185L187 101H189L190 100V98H194L195 97V95L192 93V91L191 90H189V89H184V88H180V90H179V92H178ZM223 94V95H222ZM210 95H209V97H210ZM231 95V96H230ZM49 97H51V98H49ZM210 97V98H211ZM55 98V97H54ZM213 98V97H212ZM222 100H221V99ZM49 99V100H48ZM218 100V101H219ZM37 101V102H38ZM45 101V102H44ZM47 101V102H46ZM50 101V102H49ZM13 102V103H12ZM15 102V103H14ZM217 102V101H216ZM11 103H12V105L13 106H11ZM16 103H18V104H16ZM44 103V104H43ZM46 103V104H45ZM6 104V105H5ZM50 104V105H49ZM221 104V105H220ZM18 105V106H17ZM34 105H36V106H34ZM41 105V106H40ZM48 105V106H47ZM54 105V106H53ZM56 105H57V111H56ZM2 106V107H1ZM11 106V107H10ZM15 106V107H14ZM33 106V107H32ZM39 106V107H38ZM45 106H47L46 107V109H45ZM53 106V107H52ZM21 107V108H20ZM32 107V108H31ZM20 108V109H19ZM39 108V109H38ZM22 109H24V111L22 110ZM48 109H50V111L48 110ZM60 109V108H59ZM19 110H21L22 112L21 113H19V112H17V111H19ZM41 110V111H40ZM46 110V111H45ZM52 111H53V113H52ZM218 111V112H217ZM11 112V113H10ZM34 112V113H33ZM46 112H47V114H46ZM25 113V114H24ZM29 113V114H28ZM40 113V114H39ZM50 113H51V115H50ZM210 113H214V109H211L210 110ZM217 113V114H216ZM42 114V115H41ZM55 114V115H56ZM12 115H14L13 117H11ZM20 115V116H19ZM29 115V116H28ZM31 115V116H30ZM35 115V116H34ZM45 117H44V116ZM212 115H214V114H212ZM212 115H210L211 117H212ZM41 116V117H40ZM54 116V115H53ZM53 116L51 117V118H53ZM96 116H98V117H96ZM28 117L31 119H29V121H32V123H33V125H31L29 128L30 129H25L26 131H23V133H22V131H19V130H21V123H23L24 124V121L26 120V119H28ZM36 118V120H35V118ZM43 118L42 120H44V119H48L50 122H54L55 124H52V123H50L48 120V122H49V126H48V123L47 122H43V121H41V120H38V118ZM12 118H13V120H12ZM20 118V119H19ZM23 118L25 119L24 121H23ZM92 118H93V120H92ZM16 119V120H15ZM35 121H34V120ZM89 119H91V121H93V122H91V121H88ZM17 120H19V121H17ZM83 120V121H84ZM170 120V119H169ZM169 120L168 119H165L163 122H169ZM34 121V122H33ZM175 120L173 119V122H174ZM8 122H12L11 124H9ZM20 123V124H18V123ZM43 122V123H42ZM64 122V121H63ZM76 122V121H75ZM165 122V123H166ZM172 122V123H173ZM8 123V124H7ZM14 123V124H13ZM31 123V122H30ZM47 123V124H46ZM90 123V124H89ZM164 123V124H165ZM170 123V122H169ZM169 123H166L165 125V129H163V132H164V130L165 131H167V132H164L163 134L164 135H166L168 132H170L171 130L173 131H175V128L176 127H174L173 125H175L174 123H176V122H174L173 124H170L172 127H174V128H172L171 126V128L168 126V124ZM40 124V125H39ZM44 124H46V125H44ZM52 124V125H51ZM74 124L75 126H76V128L74 127V126H72V125ZM163 124V125H164ZM181 124H182V126L184 127V128H186V126H184L183 125V123L181 122ZM185 124V123H184ZM13 125V126H12ZM16 125V126H15ZM36 125V126H35ZM44 126L46 129V131H48L49 129H51L52 130V134H53V132H54V134H55V136H54V134L50 137V140L52 141V145H54V148H52L53 146H50L51 144H50V140L48 139V140H46L48 143H49V145H47V146H45L46 144H48V143H44V144H40L41 142H39V141H42L43 139H42V132L44 131V127L42 128V126ZM58 127H57V126ZM81 125V126H80ZM54 126H56V128L54 127ZM93 126V127H92ZM103 128H102V127ZM106 126V127H105ZM168 126V127H167ZM175 126H177V130H176V132H178V133H175V135L173 136V138H172V136L171 135H173V134H171L172 132H170L169 134H167L166 136H168V135H170L169 137L170 138H168V139H166V136H162V134L160 135H158V136H161V137H163V138H161V139H164V142H166V140H171V142H172V144H173V146H176L177 145V147L176 148H174L173 146H171V144L170 143H168V145H169V147H166V145H167V143H164V147H166V148H162V145H163V140L161 141L160 140V138H159V141H157L158 143H159V145L161 146V148L160 147H158V143H156L157 144V146L156 145H154V147L156 146V147H158V148H155L156 150H153L154 149V147H153V152H155V154H158V153H160V155L159 156H161L162 155V153H164V149H166L168 152H171L170 154H169V157H168V159L170 158V159H172V161H173V159H180L179 158V156H181L180 154H182V153H179V152H181L182 151V147H181V149L179 148L181 145L183 146V143L184 142H186L187 141V137L190 139V137L189 136H185V135H189L190 134V131H188V129L189 128H187L186 130L189 132V134H188V132L186 131V133H184L185 131V129L184 128H182V126L181 125H179L178 126V123H176V125ZM181 126V127H180ZM12 127H13V130H12ZM15 127V128H14ZM18 127H21V128H18ZM48 127V128H47ZM74 127V128H73ZM78 127V128H77ZM113 127V126H112ZM182 129V132L184 133H182L181 134V131H179L178 129H180V128ZM2 128V129H1ZM33 128V129H32ZM38 128V129H37ZM55 128V129H54ZM72 128V129H71ZM114 128V127H113ZM162 128H164V127H162ZM168 128H169V130L170 131H168ZM41 129H42V131H41ZM48 129V130H47ZM61 129H63V130H61ZM67 129H69V130H67ZM84 129H85V131H84ZM87 129V130H86ZM95 129V130H94ZM180 129V130H181ZM15 130V131H14ZM38 132H37V131ZM68 132H67V131ZM117 130V129H116ZM190 130V129H189ZM4 131V133H2ZM6 131V132H5ZM7 131H9V133H11V135L13 134V136H12V139H11V137H9V138H7L8 137V135H9V133H7ZM14 131V132H13ZM31 131H32V133H31ZM36 131V132H35ZM65 131L67 132V134L65 133ZM75 131V132H74ZM80 131V132H79ZM118 132H119V130H117ZM161 131H162V129H161ZM160 131V133H162ZM18 132H20L19 134H21V135H18ZM24 132H26V133H24ZM35 132V133H34ZM40 132V133H39ZM45 132V131H44ZM56 132L58 133V139L57 140H59V141H57L56 139H55V137H57V135H56ZM61 132H63L62 134H61ZM74 132V133H73ZM76 132H79L78 134H76ZM84 132V133H83ZM93 132V133H92ZM101 134H99V133ZM39 133V134H38ZM42 133V134H41ZM82 133V134H81ZM88 135H87V134ZM95 133V134H94ZM96 133H98V134H96ZM103 133V134H102ZM120 133V132H119ZM166 133V134H165ZM6 134H8L7 136H6ZM15 134V135H14ZM39 136H38V135ZM61 134V135H60ZM66 134V135H65ZM73 134V135H72ZM75 134V135H74ZM80 134V135H79ZM84 134V135H83ZM86 134V135H85ZM113 134V135H112ZM177 134V135H176ZM182 135V136H185L184 138H182V136L180 137L179 135ZM5 135V136H4ZM10 135V136H11ZM35 135H37V136H35ZM65 135V136H64ZM72 135V136H71ZM98 135V136H97ZM103 135V137L101 138V136ZM118 135V136H117ZM6 137V139H4V137ZM20 136H22V137H20ZM54 136V137H53ZM60 136V137H59ZM62 136V137H61ZM74 136V137H73ZM77 136V137H76ZM83 136H85L84 138H83ZM93 138H92V137ZM113 136H115V137H118V138H115V137H113ZM19 138V140H17L18 138ZM38 137H40L39 139H42V140H39L38 139ZM76 137V138H75ZM99 137V138H98ZM104 137H106V139L104 138ZM110 137V138H109ZM54 138V139H53ZM64 138H66V140L64 139ZM68 138H70V139H68ZM73 138V140H72V144L70 143V141H71V139ZM80 138V139H79ZM89 138V139H88ZM102 140H104V141H102ZM111 138H115V140H112ZM175 138H179V139H183V142L181 141V140H175ZM61 139V140H60ZM86 139V140H85ZM172 139L174 140V141H176V143L174 142V141H172ZM185 139V140H184ZM23 140V141H22ZM24 140H25V142H27V143H25L24 142ZM29 140V141H28ZM32 140H33V143H32ZM38 140V141H37ZM65 140V141H64ZM85 140V141H84ZM92 140V141H91ZM95 140V141H94ZM98 140V141H97ZM100 140V141H99ZM112 140V141H111ZM45 141V140H44ZM63 141V142H62ZM68 141V142H67ZM74 141L77 143H74ZM78 141V142H77ZM90 141V142H89ZM108 141V142H107ZM114 141H115V144H113V146L111 145L112 143H114ZM160 141L162 142V144H160ZM179 141L181 142V144L179 143ZM23 142V143H22ZM98 142V143H97ZM100 142V143H99ZM111 142V143H110ZM170 142V141H169ZM242 143V146H240V144ZM2 143V144H1ZM4 143H6V144H4ZM8 143H10L11 144V146L9 147V145L10 144H8ZM55 143H57V145L55 144ZM61 143H63V144H61ZM68 143H70L69 145H68ZM79 143V144H78ZM106 143V144H105ZM108 143V144H107ZM175 143V144H174ZM25 144V145H24ZM30 146H29V145ZM38 144V145H37ZM59 144H61L60 146H59ZM75 144V145H74ZM96 144V145H95ZM100 144V145H99ZM101 144H103L102 146H101ZM105 144V145H104ZM129 144V143H128ZM151 144V145H150ZM153 144V145H152ZM244 144H245V148H247V150H245L244 151ZM250 144H252V147H251V145ZM253 144H254V146H256L255 148H257V149H250V147L251 148H253ZM2 145V146H1ZM4 145H7V147L6 146H4ZM23 145V146H22ZM32 145V146H31ZM35 145V146H34ZM41 145H42V147H41ZM79 145V146H78ZM86 145V146H85ZM95 145V146H94ZM109 145H111V147L109 146ZM116 145V146H115ZM167 145V146H168ZM180 145V146H179ZM249 145H250V147H249ZM3 146L5 147V148H7V149H4L3 150ZM19 146V147H18ZM21 146V147H20ZM67 146V147H66ZM74 146V147H73ZM81 146V147H80ZM100 146H101V148H100ZM115 146V147H114ZM170 146H171V148H170ZM16 148V150H17V148H19L17 151L15 150V148ZM26 147V149H24ZM33 147V148H32ZM35 147V148H34ZM38 147V148H37ZM46 147H49V148H47L46 149ZM59 147V148H58ZM63 147V148H62ZM76 147V148H75ZM93 147H95L94 149H93ZM97 147H98V149H97ZM112 148V149H110V148ZM116 147H119V149L118 148H116ZM135 148V150L138 152V153H140V152H142V154H141V156L138 154V153H136L135 151H131V150H133L134 148ZM172 147L174 148V149H177V148H179L178 149V151H177V153H176V151L174 150V149H172ZM37 148V149H36ZM52 148V149H51ZM81 148V149H80ZM100 148V149H99ZM105 148V149H104ZM114 148V149H113ZM122 150H121V149ZM160 148V149H159ZM170 148V150H168ZM10 149V150H9ZM11 149H12V151H11ZM14 149V150H13ZM40 149H42V150H40ZM46 149V150H45ZM66 149V150H65ZM70 149V150H69ZM72 149V150H71ZM73 149H75V150H73ZM76 149H77V151H76ZM93 149V150H92ZM96 149V150H95ZM109 149V150H108ZM117 151H116V150ZM131 149V150H130ZM162 149H163V152L161 153V151H162ZM249 149V150H248ZM7 150V151H6ZM24 150V151H23ZM30 150H32V151H30ZM39 150V151H38ZM49 150V151H48ZM55 150H57V151H55ZM63 150V151H62ZM101 150V151H100ZM121 152V153H119V151ZM145 150V151H144ZM151 150V151H152ZM160 150V151H159ZM172 150H173V152H172ZM44 151H46V155H45V152ZM51 151V155L49 154V152ZM52 151L54 152V153H52ZM62 153H64V154H62ZM92 151H93V153H92ZM94 151H97L98 152V154H97V152H95L94 153ZM104 151V152H103ZM106 151V152H105ZM242 151V152H241ZM251 151V152H250ZM253 151V152H252ZM260 151H261V153H262V151H263V153H262V155H261V153H260ZM11 152V153H10ZM12 152H14L13 154H12ZM41 152V153H40ZM47 152H48V154H47ZM58 152H59V154H58ZM69 152H71V153H73L72 155H71V153H69ZM84 152V153H83ZM111 152H113V153H111ZM125 152H127V156L128 155H131V156H129V157H131L130 159L131 160H126V156H125ZM128 152H129V154H128ZM132 152V153H131ZM30 155H29V154ZM56 153V154H55ZM135 153L138 155V156H136L135 155ZM12 154V155H11ZM16 154V155H15ZM17 154H19L20 156L18 157L17 156ZM35 154H36V156H35ZM58 154V155H57ZM76 154V155H75ZM88 154V155H87ZM92 154V155H91ZM97 154L98 156L100 155L101 157H104L103 158V160H101V161H104V163H105V165H104V163L102 162V165H104L105 167L107 166H111V162L109 161V160H114L113 161V165H112V168H113V166L115 167V168H113L114 170L116 169V168H118L119 166H122L121 165V163L123 164V166L125 165V163H126V161L128 162V161H131V162H128V163H126V164H129V165H125V166H133L136 170L135 171H133L134 170V168L133 167H131V168H133L132 170H130V168H125V167H119L118 169H116L117 170V172H118V175H117V172L115 171L114 172V170H112V168H110L109 169V167H108V169L109 170H111V171H109V173L108 172H105V170L107 169V168H105L104 166L102 167V165L100 164L101 162H98L97 161V159H94V157L96 158L97 157V155L95 156V155ZM115 154V155H114ZM134 155V157H133V155ZM174 154V155H173ZM237 154V155H238ZM11 155V157H9ZM15 155V156H14ZM24 155V156H23ZM55 155H56V157H55ZM63 155V156H62ZM78 155V156H77ZM87 155V156H86ZM114 155V156H113ZM118 155V156H117ZM122 155H124V156H122ZM151 155V156H152ZM157 155V157H158V160L157 159H155V161L157 160L158 162L162 159L161 157H159ZM17 156V157H16ZM22 156V157H21ZM26 156V157H25ZM33 157V158H31V157ZM60 156V157H59ZM78 158H77V157ZM83 156V157H82ZM85 156V157H84ZM143 156V157H142ZM175 158H174V157ZM177 156H178V158H177ZM23 157H25L24 159H23ZM45 157H47L46 159H45ZM52 157V158H51ZM67 157V158H66ZM70 157V158H69ZM73 157V158H72ZM81 157V158H80ZM90 157H91V159H90ZM93 157V158H92ZM125 157V158H124ZM129 157H127L128 159H129ZM156 157V158H157ZM16 158V159H15ZM30 158V159H29ZM39 158V159H38ZM51 158V159H50ZM65 158V159H64ZM111 158V159H110ZM118 158V159H117ZM137 158V159H138ZM159 158H161V159H159ZM6 160L7 162H6V165H5V161H1V160ZM13 161H12V160ZM29 161H28V160ZM37 159H38V161H37ZM41 159H42V161H41ZM54 159H56V160H54ZM62 159V160H61ZM67 159V160H66ZM70 159V160H69ZM77 159V160H76ZM83 159H84V161H83ZM89 159V160H88ZM102 159V158H101ZM109 159V160H108ZM123 159V160H122ZM165 160L166 162V164H170V162H172V161H170V160ZM12 162H11V161ZM18 160H20V161H18ZM26 160V161H25ZM49 160V161H48ZM53 160V161H52ZM57 160H58V162H57ZM65 160H66V162H65ZM86 160V161H85ZM87 160L89 161V162H87ZM93 160H96V161H93ZM107 160H108V163H107ZM21 161H23V162H21ZM25 161V162H24ZM34 161V162H33ZM64 161V162H63ZM70 161V162H69ZM72 161V162H71ZM75 161H76V163H75ZM79 161V162H78ZM94 162L93 164L94 165H98L97 163H99V166H100V168L98 169H96L95 167L96 166H92L91 164H92V162ZM118 161L120 162V164L118 163ZM137 161V160H136ZM10 162V163H9ZM14 162H17V164L16 163H14ZM30 162V163H29ZM36 162V163H35ZM38 162V163H37ZM48 164H47V163ZM54 162V163H53ZM55 162H57V163H55ZM63 162V163H62ZM87 164H85V163ZM95 162H97V163H95ZM110 162V163H109ZM161 162V161H160ZM19 163V164H18ZM23 163V164H22ZM27 163V164H26ZM43 163V164H42ZM52 163V164H51ZM65 163H67V165L65 164ZM69 163V164H68ZM70 163H71V165H70ZM79 163V164H78ZM91 163V164H90ZM116 163H118V164H116V166H115V164ZM161 163H163V162H161ZM14 164V165H13ZM37 164V165H36ZM47 164V165H46ZM55 164V165H54ZM57 164H60V165H58V167L56 166ZM65 164V165H64ZM85 165V166H82V165ZM90 164V165H89ZM108 164V165H107ZM168 164V165H169ZM20 165V166H19ZM22 165V166H21ZM26 165H28V166H26ZM42 165V166H41ZM51 165V166H50ZM78 165V166H77ZM39 168H38V167ZM53 166V167H52ZM87 166V167H86ZM90 166V167H89ZM98 166V167H99ZM32 169H31V168ZM41 167V168H40ZM57 167V168H56ZM66 167H68V168H66ZM86 168V171H84L85 169L84 168ZM95 169H93V168ZM101 167H102V169L103 168H105V169H103V171H102V169H101ZM20 168V169H19ZM24 168V169H23ZM38 168V169H37ZM48 168V170H49V172H48V170L46 171V169ZM51 168H52V170H51ZM69 168H71L70 169V171H68L69 170ZM73 168V169H72ZM125 168V169H124ZM37 169V170H36ZM59 169H60V172H59ZM79 169V170H78ZM82 169V170H81ZM90 169L92 170V171H90ZM108 169H107V171H108ZM129 169V170H128ZM64 170V171H63ZM77 170V171H76ZM119 170H122V171H119ZM40 171H42V172H40ZM45 171V172H44ZM128 171H129V174L127 175V173H128ZM29 172V173H28ZM47 172H48V174H47ZM54 172V173H53ZM102 174H101V173ZM111 172V173H110ZM121 172V173H120ZM130 172H131V174H130ZM132 172H135L134 174L132 173ZM238 172H239V175H238ZM7 173V174H6ZM18 173V174H17ZM57 173H59L58 175H57ZM62 173H64V174H62ZM74 173H76V175L74 174ZM81 173V174H80ZM100 173V174H99ZM114 173V175H112V177H114V179H116V180H114L113 178V180L112 179H110L111 178V174H113ZM201 173V172H200ZM12 174H13V176H12ZM37 174H38V176H37ZM41 174H42V176H41ZM44 174V175H43ZM46 174V175H45ZM51 174H53V175H51ZM69 176H68V175ZM74 176H73V175ZM78 174V175H77ZM92 174V175H91ZM95 174V175H94ZM116 174V175H115ZM124 174H125V176H124ZM36 175V176H35ZM40 175V176H39ZM51 175V176H50ZM58 177H57V176ZM67 175V176H66ZM89 175V176H88ZM8 176V177H7ZM12 176V177H11ZM17 176V177H16ZM19 176V177H18ZM24 176V177H23ZM34 176V177H33ZM46 176V177H45ZM56 176V177H55ZM71 176V177H70ZM79 176V177H78ZM86 176V177H85ZM104 176V177H103ZM133 176V178H134V180L133 181H135V177ZM208 176H209V178H208ZM237 176H239V177H237ZM41 177H42V179H41ZM45 177V178H44ZM62 178V179H60V178ZM73 177V178H72ZM85 177V178H84ZM204 177V178H203ZM206 177L208 178V179H206ZM241 177V178H240ZM9 178H11V182H10V180H9ZM22 180H21V179ZM37 178H39V179H37ZM50 180H49V179ZM78 178V179H77ZM125 178V179H124ZM132 178V179H133ZM203 178V179H202ZM210 178H211V180H210ZM38 181H37V180ZM40 179H41V182H39L40 181ZM51 179H52V183H50L51 184V186L54 184V183H58V182H56V181H59V185H60V187L59 188H57L58 186H56V184H54L53 185V189H54V191L52 190V191H50V189L52 188L50 185H49V181H51ZM66 179V180H65ZM82 179H84V181H82ZM87 179V180H86ZM128 179V180H127ZM132 179H130L131 181H132ZM138 179V178H137ZM157 180V177H155L154 178V181H156ZM159 179H160V177H159ZM163 179V177L161 178V180ZM202 179V180H201ZM239 179V180H238ZM7 180V181H6ZM12 180H14V181H12ZM29 180V181H28ZM32 180V181H31ZM36 180V181H35ZM45 180V181H44ZM48 180V181H47ZM61 180V181H60ZM63 180V181H62ZM116 181L115 182V185H113L114 183L113 182H111L112 183V185L110 184V185H104L107 181ZM130 180L128 181V182H130ZM198 180H196V181H198ZM203 180H205L204 182H203ZM4 181V182H3ZM9 181V182H8ZM18 181H19V184H18ZM44 182V184H43V182ZM108 181V182H109ZM209 181H212L211 183L213 184V185H211V183L209 182ZM6 182V183H5ZM9 184H8V183ZM39 182V183H38ZM78 182V183H77ZM87 182H89V183H87ZM102 182H104V183H102ZM125 182V183H124ZM137 182V181H136ZM205 182H207V183H205ZM209 182V183H208ZM80 183V184H79ZM88 184L87 186H86V184ZM92 183H94V185L92 184ZM120 183H118L117 184V186L120 184ZM130 183H132V186H131V184ZM129 183V185H128V183H127V185H126V188H130L131 187V190H132V187L134 186V184L136 185V183H133V182H130ZM5 184V185H4ZM7 184V185H6ZM15 184V185H14ZM25 185V187H24V185ZM43 184V185H42ZM46 184H47V186H46ZM66 184V185H65ZM70 184V185H69ZM77 186H76V185ZM85 184V185H84ZM238 184V185H237ZM240 184V185H239ZM1 185H2V187H1ZM65 185V186H64ZM68 185V186H67ZM74 185V186H73ZM84 185V186H83ZM97 185H99V186H97ZM103 185V186H102ZM125 185H124V187H125ZM195 185V186H194ZM197 185H198V188H197ZM237 185V186H236ZM5 186V187H4ZM18 186V187H17ZM23 186V187H22ZM29 186V187H28ZM44 188H46V189H44ZM49 186V187H48ZM54 186H55V188H57L58 190H62V195L60 194V196L62 197V196H64V197H66L65 196V194H68L67 196L70 198H68V197H66V200L67 201H65V199H64V197H62V199H64V202H65V205H69V206H65L64 205V202L62 201V199L60 198V196H59V198H60V200L58 199H56L55 198V196H56V193L58 192V191H56L55 192V190H57V189H55L54 188ZM82 186H83V190H85L86 188L89 190V188L90 189H92V190H90V192L91 191H93V189L94 190H96V192L95 191H93V192H95V193H93V192H91V194H89V192H88V190L86 189L85 191H87V195L89 194L90 195V197H89V199H91L90 201L92 202V206H93V203H95L96 204V206H97V208L94 206V209L96 208V210L95 211H92V209L91 208H93L92 206H91V203H90V206H91V208H90V206L89 205H87L86 207L84 206L85 204H89V201H88V198H87V195L86 194H84V197H86L87 199L85 200L84 199V197H80L81 196V190H82ZM90 186H94V187H90ZM111 186V187H110ZM117 186H116V188H117ZM120 186V185H119ZM123 185H121V187H122ZM178 186L179 187H181V188H183V189H178ZM210 186H212V188L210 187ZM11 187V188H10ZM15 187V188H14ZM51 187V188H50ZM70 187H72L73 189L75 188L76 189V191H78V187H80L81 189H79L80 190V192H77V193H79V195H78V197H80V198H77V195H76V191H74L75 192V194H74V192H73V189L72 188H70ZM86 187V188H85ZM121 187H119V188H121ZM185 187V188H184ZM194 187H196V189H197V191H196V189H194L196 192L194 193V190H193V188ZM199 187H202L201 189L199 188ZM9 188V189H8ZM21 188L23 189V190H21ZM25 188H26V191H25ZM33 188V189H32ZM41 188V189H40ZM104 188H102L101 190H103L104 191ZM114 188H113V192H114ZM188 188V189H187ZM190 188V189H191ZM245 188V189H244ZM19 189V190H18ZM44 191H43V190ZM74 189V190H75ZM184 189H186L185 191H188V192H185L184 191ZM198 189L200 190V192L198 191ZM209 189H211L212 190V192L210 191L209 192ZM3 190V191H2ZM18 190V191H17ZM37 190V191H36ZM38 190H39V192H38ZM65 190V191H64ZM108 190V189H107ZM110 190V189H109ZM108 190V191H109ZM112 190V189H111ZM116 190V189H115ZM131 190H128V191H130V194H129V192H127V195L126 196H124L123 198H125V197H127V198H125V199H120V201H122V200H124V201H126V200H128V199H130L131 197H129V195L130 196H132V193H134V190H132L133 192L131 193ZM202 190V191H201ZM30 191V192H29ZM32 191V192H31ZM41 191V192H40ZM60 191L58 192V193H60ZM215 191V190H214ZM216 191H217V189H216ZM9 192H11V193H9ZM25 192V193H24ZM46 192H47V194L49 193L50 194V198L49 197H47V196H49V194L46 196ZM52 192L55 194H53V196H52ZM64 192V193H63ZM73 192V193H72ZM84 191H82V193H83ZM100 192H102V191H100ZM107 192V191H106ZM175 192V191H174ZM200 193V195H198L199 193ZM203 192V193H202ZM249 192V193H248ZM252 192V193H251ZM35 193H36V195H35ZM58 193H57V195H58ZM86 193V192H85ZM176 193V192H175ZM181 194V195H183L182 197H179L178 198V195H177V198L180 200V198L181 199H185V196L186 195H184V194ZM198 193V194H197ZM213 193V194H212ZM240 193V192H239ZM2 194V195H1ZM30 194H31V198H30ZM69 194H70V196H69ZM74 194V196L73 197H76L77 198V200L79 199H82V201H80L79 202V200L77 201L76 200V198H74L73 199V197H72V195ZM194 194V195H193ZM195 194H197L198 195V197H196L195 196ZM245 194V195H244ZM254 194H256V195H254ZM8 195V196H7ZM36 197H34V196ZM76 195V196H75ZM93 196L94 198H96V196ZM216 195V194H215ZM218 195V194H217ZM39 196H40V198H39ZM41 196H46V198H49L48 200H50L51 198H55V199H51V204L53 205V200L55 201V200H57V202L58 201H60V202H63V205H62V203H58V204H60L59 206H56L55 204H56V202H55V206L57 207L56 208V210H54V211H56L57 212V214L59 213L58 212V208L61 206V208H59L60 209V211L62 210V212H60L59 214H60V216H63V211H65L64 212V215H66L68 212H69V210L71 209L70 207V204H69V201L68 200H76V202H79L78 204L79 205H81L82 204V207L81 208H90V210L88 209H85L84 208V210L83 209H81L80 208V210H81V212H82V210H83V214H79V216H78V213L80 212L79 211V209H78V211L76 212V214L74 213V212H72V214L74 215V216H76L75 218H74V223H76V224H74L73 223V218H71V221L72 222H69L70 221V219H69V221H67L66 223L67 224H65V222H61L62 224H65V228H67L68 230H69V232H68V230L66 229V230H64L65 228H64V226H61L60 224H59V226H61L62 228H63V230L61 229V227H60V230L61 231H64L65 232V236H63V234H62V232L60 231V234H61V236H63L62 238H63V240H61V237H60V234H59V236L56 234V232H54L53 231V229L55 228V227H57V226H55V224H53V225H49V227H47L48 225L46 224V223H48V224H50V222H48V221H50V219H52V218H48L49 216L48 215H50L49 214V212L51 211V207H52V205L51 206H47V205H44V203H46L47 202V199H45V197L43 198V197H41ZM52 196V197H51ZM207 196V197H208ZM241 196V197H242ZM7 197H8V199H7ZM26 197V198H25ZM129 197V198H128ZM186 197V198H187ZM206 197V202H207V205L209 204V201H211L210 199H209V197L207 198ZM213 197H215V198H213ZM228 197V196H227ZM226 197V198H227ZM16 198V199H15ZM58 198V197H57ZM68 198V199H67ZM93 198V200H95ZM4 199H5V202H4ZM27 199V200H26ZM31 200V202H30V200ZM35 199H36V201H35ZM37 199L39 200L38 202H37ZM42 199H44V200H46V202H44V200H42ZM84 199V200H83ZM132 199V198H131ZM188 199V200H189ZM208 199V200H207ZM9 202H8V201ZM16 200V201H15ZM20 200V201H19ZM23 200V201H22ZM34 200V201H33ZM192 200V201H193ZM194 200V201H195ZM212 200V201H213ZM222 200V201H221ZM25 201V202H24ZM35 202V203H33V202ZM85 201H87V202H85ZM120 201H119V206L120 207H124V205H126L127 207H126V209L128 208V205H132V203L133 202H131V200H128L129 201V203L127 204L126 202H128V201H126V202H123V204L122 203H120ZM132 201H133V199H132ZM185 202V201H187L186 199L185 200H181L180 202ZM193 201V202H194ZM3 202V203H2ZM13 202V203H12ZM43 202V203H42ZM49 202V203H50ZM68 202V203H67ZM83 202H85V204L83 205ZM6 203V204H5ZM8 203V204H7ZM12 203V204H11ZM20 203H22V204H20ZM24 203V204H23ZM3 204V205H2ZM13 205H15V206H13V208H12V206ZM17 204V205H16ZM19 204H20V206H19ZM25 204H27V206L25 207ZM41 204H42V207H41ZM47 204V203H46ZM57 204V205H58ZM94 204V205H95ZM120 204H122V205H120ZM134 204V203H133ZM210 204L212 205L213 204V202H210ZM209 204V205H210ZM5 205H10V206H8V209L6 208V206ZM23 205H24V207H23ZM40 205V206H39ZM44 205V206H43ZM118 205V204H117ZM210 205V207H212ZM5 206V207H4ZM48 207L49 208V210H47L46 211V208L45 207ZM55 206H53V208H55ZM84 206V207H83ZM221 206V205H220ZM225 206V207H224ZM15 207V208H14ZM18 209H17V208ZM31 209H30V208ZM33 207V208H32ZM37 207V208H36ZM65 208V207H67V208H65V209H67V211L64 209H62V208ZM130 207V206H129ZM133 207V205L130 207V208H132ZM209 207V206H208ZM209 207V208H210ZM4 208V210H8L9 211V208H12V212H11V209H10V212H7V213H4L3 211H2V209ZM6 208V209H5ZM36 210H35V209ZM42 208V209H41ZM45 208V209H44ZM125 208V207H124ZM130 208H128V209H130ZM208 208V209H209ZM226 208V209H225ZM21 209V210H20ZM28 209H30L29 211H28ZM44 209V210H43ZM93 209V210H94ZM127 209V210H128ZM32 210V211H31ZM33 210H34V212H33ZM77 210V209H76ZM131 210V209H130ZM129 210V211H130ZM211 210H213V208H211ZM211 210H209V211H211ZM5 211V212H6ZM15 211V212H14ZM22 213H20V212ZM27 211H28V213H27ZM71 211V210H70ZM39 212V213H38ZM42 212V213H41ZM48 214H47V213ZM131 212H132V210H131ZM131 212H129L130 214H131ZM2 213H4V214H2ZM17 213H19V214H17ZM26 213H27V215H26ZM30 213H31V215H30ZM35 213V214H34ZM43 214V216L45 217V219L43 218V216L41 215V214ZM66 213V214H65ZM242 213V214H241ZM240 214H241V216H239L238 217V219H242L241 217H242V215L244 216L243 217V219L242 220H244L246 217H245V215H244V212H241ZM10 214H11V216H10ZM20 214H21V216H20ZM23 214H24V217H23ZM28 214H29V216H28ZM62 214V215H61ZM71 214V215H72ZM129 214V216H132L133 217V213H132V215H130ZM239 214V215H240ZM16 215H18V216H16ZM37 215H39V217L37 216ZM73 215H72V217H73ZM4 216V217H3ZM51 216H52V214H51ZM50 216V217H51ZM80 217V218H78V217ZM85 216V217H84ZM9 217V218H8ZM16 217V218H15ZM21 217V218H20ZM42 217V218H41ZM84 217V218H83ZM117 217V218H116ZM115 218H114V220H117L118 221V223H117V225L118 224H120L119 222H121V221H124L121 217L122 216H116ZM132 217H130V218H132ZM7 218V219H6ZM13 218V219H12ZM15 218V219H14ZM41 218V219H40ZM77 218H78V221H77ZM83 218V219H82ZM95 218V219H94ZM10 219H12V220H10ZM17 219V220H16ZM18 219H20V220H18ZM24 219V220H23ZM26 219V220H25ZM44 219V220H43ZM49 219V220H48ZM76 219V220H75ZM84 219H85V221H84ZM102 219H103V221H104V223L102 222ZM233 219V218H232ZM232 219L229 221V220H227V222H228V224H232ZM2 220H4V221H2ZM6 220H7V222H6ZM34 220V221H33ZM41 220V221H40ZM47 222H46V221ZM79 220H81V221H79ZM119 220H121V221H119ZM246 220V219H245ZM14 221V222H13ZM15 221H16V223H15ZM18 221V222H17ZM28 221V222H27ZM39 221V222H38ZM43 221V222H42ZM65 221V220H64ZM87 221V222H86ZM98 222V224H96L95 225V222ZM113 221V220H112ZM117 221H115V223L117 222ZM3 222V223H2ZM6 222V223H5ZM9 222V223H8ZM19 222L21 223V224H19ZM40 222H41V224H44L43 226L40 224ZM79 224H78V223ZM83 222V223H82ZM90 222V223H89ZM93 224H92V223ZM107 222H109L107 225H106V223ZM229 222H231V223H229ZM9 225H8V224ZM68 223H70V225L68 224ZM72 223H73V225H72ZM103 223V224H102ZM2 224V225H1ZM6 224V225H5ZM13 224H14V226H13ZM17 224V225H16ZM33 224H35V226L33 225ZM39 224V225H38ZM47 226H46V225ZM78 224V225H77ZM83 224V225H82ZM91 224V225H90ZM100 224V225H99ZM4 225H5V227H4ZM31 225V226H30ZM56 225H58V223H56ZM74 227H72V226ZM95 225V226H94ZM99 225V226H98ZM110 225V226H109ZM8 226L10 227V229L8 228ZM13 226V227H12ZM17 226V227H16ZM37 226H39V229L37 228ZM41 226V227H40ZM44 226H46V227H44ZM52 226V228L51 229H49L50 227ZM53 226H55V227H53ZM67 226V227H66ZM70 226V227H69ZM77 226H78V229H77ZM80 226V227H79ZM83 226V227H82ZM86 226H88V227H86ZM90 226V227H89ZM93 226H94V228H93ZM98 226V227H97ZM109 226V227H108ZM115 226V225H114ZM23 227V228H22ZM26 227V228H25ZM44 227V228H43ZM97 227V228H96ZM102 227V228H101ZM107 227V228H106ZM16 228V229H15ZM18 228V229H17ZM21 228V229H20ZM25 228V229H24ZM36 228V229H35ZM43 228V229H42ZM71 228H73V230L71 229ZM82 228V229H81ZM3 229H4V231H3ZM35 229V230H34ZM71 229V230H70ZM95 229V230H94ZM7 230V231H6ZM24 230L26 231V233L24 232ZM29 230V231H28ZM31 230V231H30ZM37 230H38V232H37ZM41 230L42 231H44V232H41ZM47 231V233H46V231ZM48 230H52L53 231V234L51 233V232H48ZM75 230V231H74ZM81 230V231H80ZM94 230V231H93ZM97 230V231H96ZM103 230H105V231H103ZM108 230V231H109ZM71 231V232H70ZM78 232V234H76L77 232ZM92 231V232H91ZM98 232L99 231V233H98V235L100 236H97V234H96V232ZM101 231V232H100ZM4 232V233H3ZM9 232H10V234H9ZM22 232V233H21ZM24 232V233H23ZM29 232H31V233H29ZM89 232H91V233H89ZM95 232V233H94ZM104 232V233H103ZM7 235H6V234ZM32 233H33V235H32ZM38 233H39V235H38ZM42 233V234H41ZM46 235H45V234ZM48 233H50L48 236H49V238L52 240H49V238H48V236H47V234ZM72 233H73V235H76V236H73L72 235ZM95 234L96 236H93V234ZM100 233H101V235H100ZM103 233V234H102ZM106 233V234H105ZM16 234V235H15ZM20 234V235H19ZM27 234V235H26ZM57 235V237H59V240H56V235ZM67 234H70V235H72L71 237H70V235H67ZM92 234V235H91ZM2 235V236H1ZM24 235H25V237H24ZM30 235H31V237H30ZM45 235V236H44ZM53 236L52 238H51V236ZM104 235L107 237V238H105L104 237ZM27 236V237H26ZM34 236H36V237H34ZM41 236V237H40ZM42 236H44V237H42ZM55 236V237H54ZM66 236L68 237V238H66ZM3 237V238H2ZM19 237V238H18ZM29 237V238H28ZM72 237H73V239H72ZM75 237V238H74ZM89 237V238H88ZM15 238V239H14ZM43 238V239H42ZM48 241L49 240V242H51V243H49V242H47L45 239ZM94 238V239H93ZM96 238H99V239H96ZM4 239V240H3ZM58 239V238H57ZM65 239V240H64ZM71 239H72V242H71ZM44 240V242L45 243H47V244H49V247L47 246V244H45L44 242H42ZM57 241V242H55V241ZM74 240V241H73ZM76 240V241H75ZM86 240V241H85ZM93 240V241H92ZM99 240V241H98ZM1 241H3V242H1ZM8 242V243H5V242ZM14 241V242H13ZM22 241H24V242H22ZM29 241V242H28ZM31 241V242H30ZM54 241V243L56 244V245H54V244H52V242ZM62 241V242H61ZM98 241V242H97ZM107 241H109V240H107ZM37 242V243H36ZM61 243V245H59L60 243ZM71 242V243H70ZM90 242V243H89ZM22 243V244H21ZM25 243V244H24ZM33 243V244H32ZM57 243H59V244H57ZM6 244V245H5ZM16 244V245H15ZM18 244H19V246H18ZM24 244V245H23ZM31 244V245H30ZM36 246H35V245ZM40 244V245H39ZM43 244H45V245H43ZM88 244V245H87ZM90 244V245H89ZM98 244V245H97ZM28 245V246H27ZM51 245V246H50ZM67 245H68V247H67ZM87 245V246H86ZM101 245V246H100ZM1 246H2V248H1ZM8 248H7V247ZM20 246H23V247H20ZM27 246V247H26ZM29 246L31 247V246H33V250H32V247H31V249L29 248ZM40 246V247H39ZM43 246H45V248L46 247H48V248H51V249H53L54 251H52V252H50V250L51 249H48L47 248V250H49L48 251V254H49V252H50V255H52L53 256V254H54V258L51 256V258L52 259H55V260H52V259H50L49 260V256H48V254H47V251L46 250H44L45 248H43ZM53 246V247H52ZM76 246V247H75ZM89 246V247H88ZM98 247V249H96V250H92V249H94V248H96V247ZM105 246V247H104ZM7 249H6V248ZM35 247V248H34ZM37 247V248H36ZM66 247V248H65ZM75 247V248H74ZM86 247H87V249H86ZM92 247H94V248H92ZM12 248V249H11ZM21 248V249H20ZM41 248H43V249H41ZM63 248H65V249H63ZM83 248V249H82ZM240 249L242 248V247H239ZM3 249H4V251H3ZM9 249H11V250H9ZM26 249V250H25ZM34 249H37V250H34ZM58 249V250H57ZM72 249V250H71ZM243 249V248H242ZM36 251L35 252V254H34V252H32V251ZM40 250H41V252H40ZM59 250H60V252H62L63 250V253L62 254H60V252H59ZM88 250H92L91 252L90 251H88ZM101 250H104V249H101ZM3 251V252H2ZM9 251V252H8ZM13 252H14V254H13ZM17 254H16V253ZM19 252V253H18ZM23 252V253H22ZM31 252H32V254H31ZM58 252V253H57ZM76 252V253H75ZM80 252V253H79ZM88 252V253H87ZM5 255H4V254ZM12 253V254H11ZM39 253V254H38ZM52 253V254H51ZM65 253H67V255H65ZM2 254V255H1ZM7 254V255H6ZM11 254V255H10ZM31 254V255H30ZM69 254V255H68ZM4 255V256H3ZM9 255V256H8ZM12 255H13V257H12ZM24 255H26V256H24ZM43 255V256H42ZM59 255H60V257H59ZM63 255V256H62ZM64 255H65V257H64ZM88 255H89V257H88ZM11 256V257H10ZM14 256H15V258H14ZM28 256V257H27ZM31 256V257H30ZM32 256H34V257H32ZM57 256H58V258H57ZM61 256H62V258H64L63 260H61L62 258H61ZM80 256V257H79ZM85 256V257H84ZM94 256V257H93ZM4 257V258H3ZM18 257H19V259H18ZM38 257V258H37ZM46 257V258H45ZM70 257H72V258H70ZM70 258V259H69ZM81 260H79V259ZM15 260V261H13V260ZM17 259H18V261H17ZM44 259V260H43ZM60 259V260H59ZM67 259H69V260H67ZM89 261V262H85V261H87V260ZM92 259V260H91ZM5 260V261H4ZM38 260V261H37ZM49 260V261H48ZM90 260H91V263H90ZM96 260V259H95ZM94 260V261H95ZM48 261V262H47ZM50 261H51V263H50ZM70 261H71V263H70ZM83 261V262H82ZM93 261V262H94ZM110 261V260H109ZM16 262V263H15ZM24 262V263H23ZM33 262V263H32ZM64 262V263H63ZM107 262H108V260H107Z\"/></svg>",
  "mask_w": 264,
  "mask_h": 264
}]
</instances>
